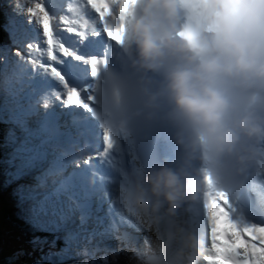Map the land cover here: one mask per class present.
Returning a JSON list of instances; mask_svg holds the SVG:
<instances>
[{
  "label": "clouds",
  "instance_id": "obj_1",
  "mask_svg": "<svg viewBox=\"0 0 264 264\" xmlns=\"http://www.w3.org/2000/svg\"><path fill=\"white\" fill-rule=\"evenodd\" d=\"M4 1L0 168L9 173L0 176L7 208H0V263H22L17 253L43 243L63 246L52 263H248L250 251L264 260L253 246L232 255L237 240L222 239L227 213L216 203L226 192L235 211L251 198L254 211L241 209L242 218L264 223V0H93L102 11L89 27L111 38L103 44L108 64L100 62L90 113L104 129L103 152L80 127L89 117L70 124L58 105L44 107L57 85L29 62L48 63L40 30L18 0ZM66 26L57 31L76 47ZM34 41L39 50L29 57L26 44ZM79 51L99 53L100 45L92 40ZM21 142L35 147L14 148ZM86 159L91 165L80 164ZM148 186L173 206L178 200L185 215L179 253L169 233L173 220L151 209ZM26 187L31 191L21 198ZM14 198L29 204L27 219L16 213ZM140 206L149 215L147 229Z\"/></svg>",
  "mask_w": 264,
  "mask_h": 264
},
{
  "label": "snow or ice",
  "instance_id": "obj_2",
  "mask_svg": "<svg viewBox=\"0 0 264 264\" xmlns=\"http://www.w3.org/2000/svg\"><path fill=\"white\" fill-rule=\"evenodd\" d=\"M60 0H18L17 7L20 8L28 17L29 24L35 23L40 30L41 40L44 41L47 49L45 58L48 63L43 61L39 64L35 60L29 62L43 69L49 78L56 83V87L49 90L48 97L44 100V107L49 104L58 105L60 117L70 124H75L78 118L89 117L81 124L85 132V138L91 142L98 140L99 151L103 152L109 148V144L104 141V129L96 121L91 119L90 113L93 109L95 97L92 94V85L97 80L100 72V62L108 64V57L105 54L103 44L109 41L107 32L99 26L95 30L89 27L92 22L93 14L100 16L102 9L97 10L93 7V0H78L74 5L73 0H63V8L60 9ZM89 10L91 15H89ZM76 12V19H71L70 14ZM67 25L64 31L76 37V47L66 43L57 31L58 24ZM95 40L100 45L99 53L93 52L84 55L80 48L84 47L89 41ZM55 42V49L53 48ZM29 57L31 52L39 50V42L34 41L26 44ZM17 54L19 51L17 50ZM67 57V59H65ZM50 65V66H49ZM93 158L100 162L101 157L98 153L92 154ZM92 160L80 161V164L91 165ZM89 169V168H88ZM82 171V170H81ZM90 171V169H89ZM80 179L79 173H74L71 181L75 183ZM223 199H217L216 203L224 208L227 213L226 227L228 235L222 237L226 243L231 244L235 235L237 244L232 250V255L240 257L245 248L253 246L262 250L264 256V223L247 222L242 218L244 213L241 209L254 211L251 198L241 202L240 207L233 211L232 201L226 192L220 193ZM227 201L225 203L224 201ZM208 218L209 238L211 240L212 227L214 220L211 209H206ZM257 233L260 235L257 236ZM234 264H240L239 259ZM248 264H264V260L254 256L249 252Z\"/></svg>",
  "mask_w": 264,
  "mask_h": 264
},
{
  "label": "rangeland",
  "instance_id": "obj_3",
  "mask_svg": "<svg viewBox=\"0 0 264 264\" xmlns=\"http://www.w3.org/2000/svg\"><path fill=\"white\" fill-rule=\"evenodd\" d=\"M4 5H5V1L4 0H0V8L1 9L3 8ZM6 8H7L8 11L11 12L9 7H6ZM0 52H1V48H0ZM28 132H30V131H27L26 133H28ZM75 143L76 142H74V144L72 142H70V144L72 146H74V147L77 146V145H75ZM34 147H35L34 144H28L26 142H21L20 144H18L14 148L26 149V151H31ZM44 165H45V167L48 166L47 169L50 167L48 165V163H45ZM8 173L9 172L6 173V172L3 171V169L0 168V176L4 175V174H8ZM10 173H14V168H13L12 171H10ZM11 180H13V178H11ZM33 188H36V186L33 185ZM19 191L21 193V198H22V197L25 196V194L27 192L31 191V188L30 187L29 188L26 187V189L24 191H22L20 189H19ZM12 193H13L12 191L8 192V194H12ZM14 199H17V198H14ZM17 200H18V203L14 207L16 213H18L22 218L27 219L28 211H29V204L26 205V204L20 202L19 199H17ZM38 214H40V212ZM25 248H26V252H23L21 254V256H18V253L16 254V256H17L16 259L17 260L19 259V261H21L22 263H29V264H43V263L44 264H50V263L54 262L55 257L57 255H59V253H60V248H63V246H60V247H57V248L54 249V248H49L46 243H43L40 246H37V247H35L33 249H32L31 246H25ZM78 249L81 251V248H78ZM48 258H50V259H48ZM78 259H80V258H78ZM39 261H41L42 263H36V262H39ZM0 264H20V263H0ZM54 264H63V263H54ZM64 264H68V263H64ZM69 264H73V263H69ZM83 264H85V263H83ZM156 264H164V263H156Z\"/></svg>",
  "mask_w": 264,
  "mask_h": 264
},
{
  "label": "bare ground",
  "instance_id": "obj_4",
  "mask_svg": "<svg viewBox=\"0 0 264 264\" xmlns=\"http://www.w3.org/2000/svg\"><path fill=\"white\" fill-rule=\"evenodd\" d=\"M66 140L68 142L69 141L72 142L73 144H74V142H76L75 145L78 144V139L76 137H74L72 134H68V136L66 137ZM45 163H48V160H46L44 162V164ZM48 165H49V163H48ZM146 192L148 194L147 197H148V200H149V204H150L151 209L152 210H155V211L162 210V211L166 212L172 218V220H173V227L169 231V233H171V236L173 238H176V239L179 240L178 245L176 246V251L179 253L180 252V249L185 245V240H184V235H183V233H184L183 227H184L185 215H184L183 212L177 211V208H178V200H177L176 204L173 206L164 197L163 194H159V195L158 194H155L153 192V190H152V186L146 187ZM140 207H141L142 212H143V228L147 229V228H149V224H148L149 215H148V212H147V210H146L145 207H142V206H140ZM76 233L77 234H81V231L77 230ZM171 236H170V238H171ZM70 244L71 243L68 242V245H70ZM72 245L75 246V247H77V245H75V244H72ZM77 248H79V247H77ZM81 251L84 254L88 253L87 251H84L83 249H81ZM48 259H50V258H48ZM87 261H91V259H87ZM50 264H54V263H50ZM91 264H97V263H91Z\"/></svg>",
  "mask_w": 264,
  "mask_h": 264
},
{
  "label": "trees",
  "instance_id": "obj_5",
  "mask_svg": "<svg viewBox=\"0 0 264 264\" xmlns=\"http://www.w3.org/2000/svg\"><path fill=\"white\" fill-rule=\"evenodd\" d=\"M0 208H1V209H7V208L5 207L4 202L1 201V199H0ZM4 211H5V215H6V216H9V212L6 211V210H4ZM0 231H1V226H0Z\"/></svg>",
  "mask_w": 264,
  "mask_h": 264
},
{
  "label": "flooded vegetation",
  "instance_id": "obj_6",
  "mask_svg": "<svg viewBox=\"0 0 264 264\" xmlns=\"http://www.w3.org/2000/svg\"><path fill=\"white\" fill-rule=\"evenodd\" d=\"M20 264H29V263H20Z\"/></svg>",
  "mask_w": 264,
  "mask_h": 264
}]
</instances>
